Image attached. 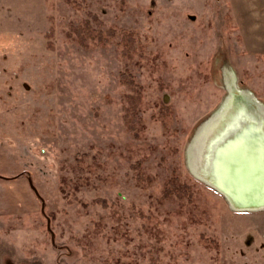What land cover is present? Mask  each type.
I'll list each match as a JSON object with an SVG mask.
<instances>
[{"label":"rangeland","instance_id":"374dc122","mask_svg":"<svg viewBox=\"0 0 264 264\" xmlns=\"http://www.w3.org/2000/svg\"><path fill=\"white\" fill-rule=\"evenodd\" d=\"M0 133L37 160L0 264H264L200 178L264 197V0H0Z\"/></svg>","mask_w":264,"mask_h":264},{"label":"crops","instance_id":"0c3cea01","mask_svg":"<svg viewBox=\"0 0 264 264\" xmlns=\"http://www.w3.org/2000/svg\"><path fill=\"white\" fill-rule=\"evenodd\" d=\"M32 153L22 138L0 133V214L29 209L24 199H29L34 191L30 176L34 175L37 160Z\"/></svg>","mask_w":264,"mask_h":264},{"label":"bare ground","instance_id":"6f19581e","mask_svg":"<svg viewBox=\"0 0 264 264\" xmlns=\"http://www.w3.org/2000/svg\"><path fill=\"white\" fill-rule=\"evenodd\" d=\"M226 89H228L227 90V95H226V97L221 102V105H220L221 109L227 107L228 105H233V102H235V101L240 102V100L242 98H244V95L246 93V89L241 88L235 82V79L232 76H229V79H228V82H227V85H226ZM217 113L220 114V111H218ZM224 118H225V115L222 112V114L220 116V119H224ZM210 121H211V119H208L204 125H206L207 123L209 124ZM200 178L202 180H204L205 182H207V184H209L210 186H212L213 188H215L217 191H219L220 193H222L226 197V199L230 202V204L232 205V207L235 210H237V211L238 210H241V209L242 210L243 209L244 210L245 209H250L251 210V209H258V208H263L264 207V197H261L257 201L256 200H252L254 202H251V201L247 200L246 198L237 196L235 194V191L234 190L229 189L227 186H225L224 184L220 183L214 177H212L211 175H209L206 172L205 173H201Z\"/></svg>","mask_w":264,"mask_h":264}]
</instances>
